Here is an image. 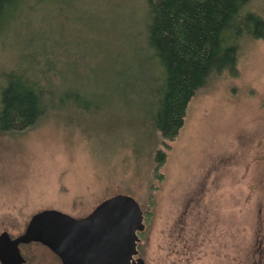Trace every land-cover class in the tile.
<instances>
[{
  "label": "rangeland",
  "instance_id": "obj_1",
  "mask_svg": "<svg viewBox=\"0 0 264 264\" xmlns=\"http://www.w3.org/2000/svg\"><path fill=\"white\" fill-rule=\"evenodd\" d=\"M33 5L0 40V89L10 68L52 53L43 67L58 80H49L78 99L27 132L0 133V235L19 237L45 210L81 219L125 196L143 213L135 260L264 264V42L240 39L238 75L197 92L169 141L153 125L160 85L147 62L145 1ZM248 12L264 21V0ZM20 252L25 264H61L36 243Z\"/></svg>",
  "mask_w": 264,
  "mask_h": 264
},
{
  "label": "trees",
  "instance_id": "obj_2",
  "mask_svg": "<svg viewBox=\"0 0 264 264\" xmlns=\"http://www.w3.org/2000/svg\"><path fill=\"white\" fill-rule=\"evenodd\" d=\"M34 1L0 0V40L35 13ZM144 1L147 19L144 42L150 52L147 62L156 63L155 84L160 85L153 92L158 98L153 125L162 138L173 141L184 126L195 94L225 73L230 77L238 75L240 39L248 35L264 42V21L250 12L241 16L250 0ZM42 56L38 55L36 64L10 68L3 75L1 134L27 132L47 115L77 105V97L66 90L59 93L49 80L55 79V75L43 67V60L52 53ZM146 91L152 94L149 88ZM164 157L156 156L157 166L164 162Z\"/></svg>",
  "mask_w": 264,
  "mask_h": 264
},
{
  "label": "water",
  "instance_id": "obj_3",
  "mask_svg": "<svg viewBox=\"0 0 264 264\" xmlns=\"http://www.w3.org/2000/svg\"><path fill=\"white\" fill-rule=\"evenodd\" d=\"M142 229L143 213L131 197L105 200L81 219L45 210L19 237L0 235V264H25L20 246L30 243L47 248L61 264H144L134 259Z\"/></svg>",
  "mask_w": 264,
  "mask_h": 264
},
{
  "label": "flooded vegetation",
  "instance_id": "obj_4",
  "mask_svg": "<svg viewBox=\"0 0 264 264\" xmlns=\"http://www.w3.org/2000/svg\"><path fill=\"white\" fill-rule=\"evenodd\" d=\"M37 244V243H36ZM54 255V254H53ZM56 257V256H55ZM24 258V257H23ZM25 259V258H24ZM60 261V260H59Z\"/></svg>",
  "mask_w": 264,
  "mask_h": 264
}]
</instances>
